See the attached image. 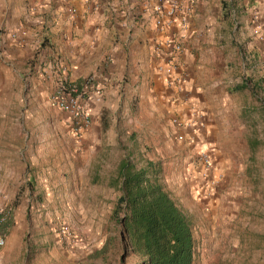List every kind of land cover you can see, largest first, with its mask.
Returning <instances> with one entry per match:
<instances>
[{
  "label": "rangeland",
  "instance_id": "obj_1",
  "mask_svg": "<svg viewBox=\"0 0 264 264\" xmlns=\"http://www.w3.org/2000/svg\"><path fill=\"white\" fill-rule=\"evenodd\" d=\"M139 1L146 12L153 5V0ZM208 1V17L214 26L223 24L225 37L231 34L232 9L237 21L256 6L254 0ZM219 3L222 14L214 9ZM135 4L0 0V208L11 213L1 228L0 264H138L134 255L122 261L121 227L112 218L120 160L135 169L150 163V175L188 216L193 264H264V93L252 105L254 117L237 118L235 112L227 120L232 124L218 121L214 141L194 138L196 126L170 117L166 142L160 128L150 133L146 120L139 119L129 125L128 139L117 127L111 133L105 123L100 149L86 148L81 137L71 140L60 111L49 104L60 73L56 65L65 58L58 42L68 40L64 25L77 37L85 24L100 30L102 19L111 41L118 23L131 21Z\"/></svg>",
  "mask_w": 264,
  "mask_h": 264
},
{
  "label": "crops",
  "instance_id": "obj_2",
  "mask_svg": "<svg viewBox=\"0 0 264 264\" xmlns=\"http://www.w3.org/2000/svg\"><path fill=\"white\" fill-rule=\"evenodd\" d=\"M178 1L190 8L185 31L179 28L178 23L164 31L155 29L149 11H145L146 5L143 6L139 0L129 12L131 21L118 23L121 28L112 31L113 37L116 32L118 35L111 41L106 38L109 30L104 28L102 19L100 30L85 24L77 37L71 33L72 39L69 33L72 28L68 23L64 25L68 40L64 44L58 42L65 58L61 66L56 65V71L64 69L67 78L76 83L91 75L99 88L98 93L90 92L87 97L91 124L80 138L86 148L91 145L92 149H100L105 123L111 133L117 127L128 139L133 133L129 125H137L139 119H144L150 133L160 128V135L167 142L171 117L187 126H196L194 138L199 140L203 136V140L209 142L217 139L218 121L232 124L227 120L235 112L237 118L254 117L252 105L259 94L264 93V0H254L256 6L251 8V15L237 21L232 9L233 24L227 37L221 33L223 24L214 26L211 23L208 0ZM223 6L219 3L214 8L217 14L225 11ZM126 11L127 8L123 13ZM253 14L255 21H252ZM139 15L138 21L133 22ZM107 27L110 28L111 24L107 23ZM83 30L84 33L81 32ZM120 30L127 33L122 36ZM236 30L237 36L233 37ZM165 37L179 40L183 48L180 54L174 55L177 67L169 75L159 74L156 70L168 62L169 48L161 45L159 50L155 49L159 40ZM233 71L237 75H233ZM242 74L246 82H251L249 90L241 81ZM115 111H118L116 115L113 114ZM59 114L60 124L65 126L66 116ZM69 134L71 140H77L72 133ZM165 147L168 148L167 145Z\"/></svg>",
  "mask_w": 264,
  "mask_h": 264
},
{
  "label": "trees",
  "instance_id": "obj_3",
  "mask_svg": "<svg viewBox=\"0 0 264 264\" xmlns=\"http://www.w3.org/2000/svg\"><path fill=\"white\" fill-rule=\"evenodd\" d=\"M151 164L135 169L128 160L117 168L119 191L112 212L120 225L122 261L130 255L138 264H193L195 242L188 216L155 176Z\"/></svg>",
  "mask_w": 264,
  "mask_h": 264
},
{
  "label": "built area",
  "instance_id": "obj_4",
  "mask_svg": "<svg viewBox=\"0 0 264 264\" xmlns=\"http://www.w3.org/2000/svg\"><path fill=\"white\" fill-rule=\"evenodd\" d=\"M190 8L184 7L178 0H153L149 9V18L153 27L159 31L167 30L177 23L182 31L186 30V17ZM183 36H180L182 38ZM162 46L169 48L167 64L157 67L159 74L169 75L176 71L177 65L173 61L174 55L182 52V44L178 40L165 37L159 40L155 49ZM90 92L98 93L99 88L93 77H86L82 82L76 83L69 80L64 72L58 74L55 87L49 95V103L56 110L66 116L67 127L73 136L79 138L91 124V115L87 109L86 102ZM98 99V98H97ZM181 139V136H179ZM11 218L10 209L0 208V247L4 244L2 229Z\"/></svg>",
  "mask_w": 264,
  "mask_h": 264
}]
</instances>
